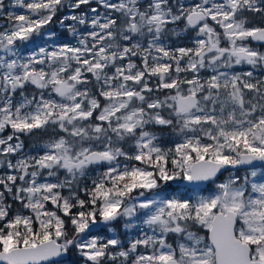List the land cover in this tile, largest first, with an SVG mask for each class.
Here are the masks:
<instances>
[{
  "label": "snow or ice",
  "instance_id": "6c2138e0",
  "mask_svg": "<svg viewBox=\"0 0 264 264\" xmlns=\"http://www.w3.org/2000/svg\"><path fill=\"white\" fill-rule=\"evenodd\" d=\"M0 264H264V0H0Z\"/></svg>",
  "mask_w": 264,
  "mask_h": 264
},
{
  "label": "trees",
  "instance_id": "16d2710c",
  "mask_svg": "<svg viewBox=\"0 0 264 264\" xmlns=\"http://www.w3.org/2000/svg\"><path fill=\"white\" fill-rule=\"evenodd\" d=\"M8 10H13V9H6V11H8Z\"/></svg>",
  "mask_w": 264,
  "mask_h": 264
},
{
  "label": "rangeland",
  "instance_id": "374dc122",
  "mask_svg": "<svg viewBox=\"0 0 264 264\" xmlns=\"http://www.w3.org/2000/svg\"><path fill=\"white\" fill-rule=\"evenodd\" d=\"M8 2V0H6V3ZM239 70V69H238Z\"/></svg>",
  "mask_w": 264,
  "mask_h": 264
}]
</instances>
